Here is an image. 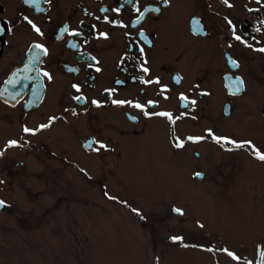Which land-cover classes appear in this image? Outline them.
Segmentation results:
<instances>
[{
	"label": "flooded vegetation",
	"instance_id": "af4514ba",
	"mask_svg": "<svg viewBox=\"0 0 264 264\" xmlns=\"http://www.w3.org/2000/svg\"><path fill=\"white\" fill-rule=\"evenodd\" d=\"M0 26L5 29L0 34V152L14 140L19 142L15 148L53 156L55 162L84 172L82 153L98 155L115 145L93 131L79 143L74 136L81 132L80 125L109 130L110 123H101L105 118L118 128L121 141L148 131L152 140L165 142L166 130V142L173 149L179 139L202 150L211 143L231 151V145L210 138L187 140L206 136L209 129L227 138L210 126V119L201 123V106L218 98L215 87L221 89L222 110L231 102L225 116L233 115L236 102L246 119L264 116V52L259 51L264 48V0H0ZM182 95L187 99L182 101ZM152 113H170L175 123ZM186 113L195 120L191 131L181 132L179 118ZM11 124L17 129L7 136ZM25 127L37 131L25 133ZM59 130H65L64 136L70 131V144L63 152L58 148ZM91 140L98 142L93 147L102 143L107 149H90ZM239 140L252 141L257 149L252 138ZM202 150L194 152L201 157ZM234 150L253 155L251 147ZM0 198L5 202L2 223L10 202L1 193Z\"/></svg>",
	"mask_w": 264,
	"mask_h": 264
},
{
	"label": "rangeland",
	"instance_id": "374dc122",
	"mask_svg": "<svg viewBox=\"0 0 264 264\" xmlns=\"http://www.w3.org/2000/svg\"><path fill=\"white\" fill-rule=\"evenodd\" d=\"M215 93L218 98L200 108L201 123L210 119L217 132L237 142L250 137L264 153V116L246 119L236 102L227 117L221 89ZM194 120L182 115L179 130L191 131ZM101 121L111 128L80 125L74 139L79 143L93 131L115 149L82 153L84 172L25 148L4 151L0 193L10 205L0 223V264H255L264 248V161L211 143L206 150L188 144L177 151L166 142V130L165 142L152 140L148 131L121 141L115 124ZM9 127L7 136L17 129ZM64 131L57 132L61 152L70 144V131ZM196 169L205 178H197ZM173 205L184 214H175Z\"/></svg>",
	"mask_w": 264,
	"mask_h": 264
},
{
	"label": "snow or ice",
	"instance_id": "6c2138e0",
	"mask_svg": "<svg viewBox=\"0 0 264 264\" xmlns=\"http://www.w3.org/2000/svg\"><path fill=\"white\" fill-rule=\"evenodd\" d=\"M35 2H36V0H25V3H35ZM225 3H227V0H225ZM104 11H107V9H104ZM114 11L119 12L120 9H119V8H116V9H114ZM157 11H158V9H157ZM140 15H141V17H142V16L144 15V13L141 12ZM24 19L27 20L28 18H27V17H24ZM28 23H29V24H32V22H31L30 20H28ZM229 23L231 24V21H229ZM32 26H33V28H34L37 32L40 31L39 28H36L35 25H32ZM4 30H5V29L3 28V26H0V34H2V33L4 32ZM194 31H195V29H194ZM101 35H106V34H101ZM235 39L240 40L241 38H240L239 36H236ZM37 47H42V46H37ZM259 51L264 52V48L259 49ZM233 63H235V62H233ZM97 70H98V69H97ZM144 71L147 72L148 70H147V69H144ZM44 75L47 76L48 73H44ZM155 82H156V83H159L158 80L155 81ZM145 83H150V81H145ZM239 84H242V81H238L237 91L240 90V89H239ZM74 87H76L77 90H79V87H78V86L74 85ZM75 99H76V100H80V99H82V97L77 96V97H75ZM181 99H182V101H183V100H186L187 98L184 97V96L182 95V96H181ZM93 103H94V104H97V106H99V102H97V101H93ZM113 103H118V104H119V103H125V102H123V101H113ZM148 103H149V104H152V103H154V102H153V101H149ZM195 103H196V101H194V100L191 101V104L194 105ZM135 106L138 107V108H144V106H143V105H140V104H136ZM145 115L147 116V115H149V113L145 112ZM152 115L166 116V117H168L170 120H172L173 123H175V119L172 118V116H171L170 113H152ZM52 119H55V118H52ZM176 119H178V118H176ZM48 126H49V125H41L40 127H41V128H44V127H48ZM36 131H37V130L29 129V128H27V127L24 128V132H25V133H33V134H35ZM209 138H210L211 140H213V141H214L215 143H217V144L231 145V148H229V149H227V150L243 149V148H246V147H251L252 152H253V155H254L256 158H258L259 160L264 161V153L260 152L258 149H255V147L251 145V142H250V141H240V142H237V141H235V140H231L230 138H226V137H218V136H215V135L212 133V131H211L210 129L207 131L206 136H200V137H187V140H188V141H192V142H200V141H202V140L209 139ZM18 143H19L18 141H14V140H13V141H9V146H10V147H11V146H17ZM95 143H98V142L92 141V142H90V143L87 145V147H89L90 149H92V150H94V151H99L100 148L107 149V146L104 145V144H102V143H99V147H93V145H94ZM183 146H184V142H183V141H180L179 139H177V142L175 143V147H176V148H182ZM3 154H4L3 152H0V155H3ZM194 175H195L197 178H202L204 174L201 173V172H196ZM0 183H3V182L0 181ZM109 198H110V199H116L115 197H109ZM122 203L127 204L126 201H125V202H122ZM4 206H5V202L2 201V200H0V207H4ZM132 211H133L134 213H136V215L139 216L140 219H144L143 216L139 213V211H138L137 209H132ZM172 211H173L175 214H177V215H181V216H182V215L184 214V213H183V210L180 209V208H173ZM170 239H171L172 241H178V240H181L182 238H181V237H177V236H173V237H171ZM185 246H187V245H185ZM224 251L227 252L226 249H225ZM228 254H229L230 256H233V258H235V259H240L239 257H236L234 253L228 252ZM260 255H261L260 264H264V252H261ZM158 259H159V258L157 257V260H158Z\"/></svg>",
	"mask_w": 264,
	"mask_h": 264
},
{
	"label": "trees",
	"instance_id": "16d2710c",
	"mask_svg": "<svg viewBox=\"0 0 264 264\" xmlns=\"http://www.w3.org/2000/svg\"><path fill=\"white\" fill-rule=\"evenodd\" d=\"M260 250H261L260 254H261V252H264V248H261ZM260 260H261V255L258 256L256 264H260Z\"/></svg>",
	"mask_w": 264,
	"mask_h": 264
},
{
	"label": "water",
	"instance_id": "95a60500",
	"mask_svg": "<svg viewBox=\"0 0 264 264\" xmlns=\"http://www.w3.org/2000/svg\"><path fill=\"white\" fill-rule=\"evenodd\" d=\"M229 106H230V104L227 103V104H226V107H225V112H226V113H229ZM203 174H204V173H203ZM203 176H204V175H203ZM173 208H177V207L174 206Z\"/></svg>",
	"mask_w": 264,
	"mask_h": 264
}]
</instances>
